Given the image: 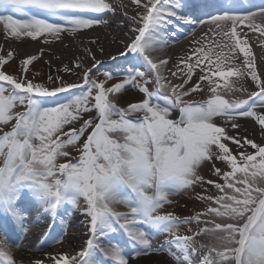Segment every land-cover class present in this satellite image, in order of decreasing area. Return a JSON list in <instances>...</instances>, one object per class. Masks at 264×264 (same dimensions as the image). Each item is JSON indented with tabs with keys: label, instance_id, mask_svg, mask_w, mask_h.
<instances>
[{
	"label": "snow or ice",
	"instance_id": "1",
	"mask_svg": "<svg viewBox=\"0 0 264 264\" xmlns=\"http://www.w3.org/2000/svg\"><path fill=\"white\" fill-rule=\"evenodd\" d=\"M131 2L137 14L129 29L134 35L120 53L130 65L121 82L109 86L113 73L105 71L104 79L97 80L90 68L83 84L49 89L0 71V125L14 121L10 130L0 129V261L16 264L12 249L19 245L14 237L17 231H28L32 211L42 210L55 220L62 209L69 212L65 205L81 207L82 199L89 238L75 255L46 253L47 264H129L132 255L165 251L163 245L154 247L152 233L170 237L167 251L175 264H264V144L229 134V129L240 127V117L253 118L264 133V114L255 111L264 108V74H257L251 48L241 38L243 29L238 31L243 25L264 37V23L257 22V16L264 21V3L247 7L244 0ZM112 10L106 0H0V27L15 38H59L61 33L106 23L101 16ZM180 24L214 25L219 32L213 35L230 42L224 47L243 54L246 71H223L221 65L228 59L223 52L213 61L208 52L201 56L203 50L197 49L188 58L194 62L187 64V72L181 70V82L166 81L161 69L168 61L152 53L166 46L169 29ZM34 59L23 61L24 72ZM205 61L204 74L186 88ZM7 63L0 57V67ZM233 76H250L258 90L247 99L226 98L234 90L227 79ZM201 82L207 83L209 98L186 100L202 90ZM128 86L143 98L120 107L117 94ZM59 93L68 95L61 98ZM18 106L24 110L15 111ZM84 114L89 118L83 119ZM69 145L79 152L77 158L65 150ZM208 161L223 162L230 169L215 168L224 183L207 181L221 193L206 198L215 206L193 218L162 214L173 202L170 197L204 182L200 168ZM193 219L198 230L179 234V226ZM202 234L214 243L199 245ZM34 264L46 262L36 259Z\"/></svg>",
	"mask_w": 264,
	"mask_h": 264
},
{
	"label": "rangeland",
	"instance_id": "2",
	"mask_svg": "<svg viewBox=\"0 0 264 264\" xmlns=\"http://www.w3.org/2000/svg\"><path fill=\"white\" fill-rule=\"evenodd\" d=\"M244 3L247 7L261 4H259L257 0H250V2L249 0H244ZM135 11H137V9H135ZM257 22L264 23V21H262L259 16H257ZM241 29H243V31L241 32V38L247 40V44L251 48V51L255 58L257 74H264V37L260 36L258 32H251L243 25L238 27V31H240ZM86 30L87 29L80 30L76 34L83 33V31ZM217 32H219V30L216 29L214 25L210 24L192 26L181 41L178 51L167 60V65L163 66L161 69L162 75L166 78V81H171L177 84L181 82V70L187 72V64L190 62H194V58L193 61H190L188 58L197 49L203 50L202 52L198 53L201 56H203L204 52H208L209 55H211L213 61L217 60V56L220 52H223L224 55L228 57V59L225 60L221 65V70L223 71H228L229 69L235 68H238L240 71H246V67L243 64V60L245 59L243 57V54L239 53L238 49L235 53H233L230 48L224 47L225 44H228L230 42L226 37H223L222 35H213V33ZM205 33H207L208 35L205 36ZM73 34L74 33L71 32L61 33L59 38L46 34L33 40L30 37L26 36H22L20 38L11 37L10 35H6L2 27H0V57L8 59V63L0 67V71H4L6 74L13 75L17 79L31 80L34 84H41L48 87L49 89L58 86H67L70 84H83V69V71L80 72L79 70H77V67L74 64H71L70 62L64 60L66 54L61 53L62 60L58 61H56L54 59V56H52L58 54L57 52L59 50L65 51L67 49V51H71V48L69 47V44H67V42L73 39ZM29 41H34V43L32 44V47L28 48L29 45L24 43ZM217 45L220 46L218 47ZM9 52L12 53V56L10 58L8 57ZM29 57H36V59H34L32 63L28 65V71L24 72L23 61ZM120 59L121 60L114 61L111 66L108 64H105L102 67L97 66L95 72H93V78L97 80H103V73L105 71H109L113 73V79L108 81L109 86L111 84L121 82V80L123 79V70L130 65L126 61L125 57H122ZM118 65H120V67H118ZM205 65H207V61L204 62V65H201V67L195 69L193 78L185 86L186 88H190L198 82L199 76L204 74L202 72V68ZM211 68L213 71H215V64H213ZM172 72H176L177 76L173 77L171 74ZM49 76L52 77V80H49ZM261 78L264 79V75H261ZM214 79H216L221 85L224 82L218 77ZM227 79L234 85V90L226 94V98L228 99H247L248 95L251 92L258 90L255 87V83L251 80L250 76H233L228 77ZM148 86L150 91L153 90V85L149 84ZM128 87H130L137 94V100L127 103L126 106L130 103L139 102L143 98V94L139 93L137 89L132 88L131 86ZM201 88V91L192 93L190 97H185V99H190L195 102L207 100L210 96L207 83L201 82ZM69 91L79 94L80 89H70ZM67 95L68 93L58 94V96L61 98ZM160 103H163V101H160ZM23 110L24 109L19 106L15 109V111ZM255 111H257V113L259 114H264V108H260L259 106L255 109ZM174 115H178V113H174ZM88 118L89 115L84 114L83 119ZM248 119L253 124V126H248L247 124L244 125V121L240 117L238 118L240 127L238 129H229V134L236 135L238 133L241 137L247 136L258 144H264V133H261L260 126L253 118ZM13 123L14 121L10 122L7 126L0 125V129H2L3 131H8L10 130ZM82 123L83 120L77 123L76 126L79 127ZM65 130H67V126ZM62 138L66 139L67 137ZM229 147L232 148L234 152L236 151V146L231 144L230 142ZM65 150L70 153V158H77L79 156V152L71 145L67 146ZM246 150L249 152L255 151L254 149H251L250 146H246ZM59 162H64V159L61 158ZM215 168H220L222 172L225 170H230L226 169L223 162L217 161L215 162V164H213V162L211 161L205 162L200 168V174L204 177V182L198 183L192 188L181 190L178 194L170 197L173 202L164 206V209L161 210L162 214L166 211L180 219L193 218L196 217L197 214L205 212L207 207L215 206L206 199L208 196L221 195V193H219V191L214 187V184L210 185L207 183V181L209 180L217 183H224L223 179L216 174ZM79 204L81 205V207L78 208H72L70 205H65V207L69 208V212L67 214H63L64 216L61 214V216H63L64 219L65 217H69V215H77L81 218L83 224L87 226V218L83 215L82 199L79 201ZM117 210L127 211V209L123 208L122 206H117ZM203 219L204 217L201 216V221H203ZM65 224L66 223L64 222V225L60 226L61 232L63 233H65L69 229ZM203 226V223H201V227ZM71 228L80 229L79 225L71 226ZM57 230L58 228H56V231ZM196 230L198 229L196 228V221L194 219L192 224H181L178 229L179 234L182 235L191 234L192 231ZM152 236L154 247L163 245L165 247V251L158 253L154 252L144 256L146 258L150 257L151 259L149 261L146 259L148 261L146 263L175 264L174 260L167 251L166 241L170 237L166 236L165 234L157 233H152ZM197 243L199 245H204L205 248H207L211 246L214 241L212 237L202 234L198 238ZM127 251L131 253L132 249L129 247ZM69 253H75V251L72 249L71 251H69ZM135 258L136 257L132 255L130 257V260H133ZM13 259L15 260L16 264H20L21 260L18 257H13ZM45 262L47 264V261ZM0 264H4V262L0 261Z\"/></svg>",
	"mask_w": 264,
	"mask_h": 264
},
{
	"label": "bare ground",
	"instance_id": "3",
	"mask_svg": "<svg viewBox=\"0 0 264 264\" xmlns=\"http://www.w3.org/2000/svg\"><path fill=\"white\" fill-rule=\"evenodd\" d=\"M257 1L259 4L264 3V0ZM106 2L110 3L113 8L111 12L101 16L106 23L94 25L92 28L83 31V33L73 34V39L67 42L71 51H67V49L65 51L59 50L58 54L52 55L56 61L62 60V54H66L64 60L76 67L79 65L77 70L80 72L83 70L85 72L90 68L92 72H95L97 66L102 67L105 64L111 66L114 61L121 60L120 58L123 56L120 53L125 50V44L134 35L129 29L134 27L131 17L137 14V11H135L137 8L131 0H106ZM189 2L195 4L197 0H189ZM191 27L183 24L178 27H171L164 37L167 41L166 46L153 52V57L168 60L178 51L181 41ZM33 43L34 41H29L24 44L29 45V48L32 47ZM94 65L95 67H93ZM118 95L120 96L118 101L120 107H125L127 103L137 100V94L130 87L126 92ZM241 119L244 121V125L253 126L247 117H241ZM56 219L57 217L53 220L51 214H46L40 210H34L28 215L29 223L25 225L28 231L16 232L14 243L19 247H13L12 249L13 257H18L21 260L20 264H34L36 259L47 261L45 254L49 252L55 254L69 253L73 249L75 253H69L73 255L81 250V247L89 238L88 226L83 224L79 216L69 215L67 220L69 229L65 233H59L55 236L45 235L47 229L50 228L48 226L53 224ZM75 225H79L80 229L71 228ZM57 239H61L63 243H55ZM146 259L151 260L150 257L141 256L130 260V264H147Z\"/></svg>",
	"mask_w": 264,
	"mask_h": 264
}]
</instances>
